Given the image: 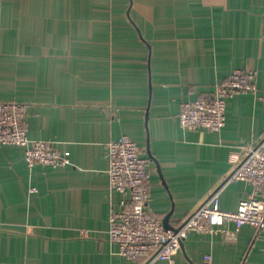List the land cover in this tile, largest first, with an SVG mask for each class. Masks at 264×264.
<instances>
[{"label": "crops", "instance_id": "0c3cea01", "mask_svg": "<svg viewBox=\"0 0 264 264\" xmlns=\"http://www.w3.org/2000/svg\"><path fill=\"white\" fill-rule=\"evenodd\" d=\"M234 69L255 70L258 90L227 100L226 125L181 126V103ZM0 100L25 102L29 136L71 158L30 168L23 147L0 145V264H165L127 258L109 237L128 195L110 192L107 143L142 146L149 209L171 225L218 188L236 210L255 185L225 181L264 134V0H0ZM174 258L264 264V234L192 231Z\"/></svg>", "mask_w": 264, "mask_h": 264}, {"label": "built area", "instance_id": "2783aa9c", "mask_svg": "<svg viewBox=\"0 0 264 264\" xmlns=\"http://www.w3.org/2000/svg\"><path fill=\"white\" fill-rule=\"evenodd\" d=\"M255 70L234 69L215 85L213 95L184 100L178 114L179 123L188 129L220 131L227 121V100L242 92L258 90ZM28 106L19 100H0V145L25 149L30 168L38 164L58 167L71 163L70 151L59 149L48 139H33L28 134ZM110 192L127 194L110 216L109 237L119 244L121 254L130 259L147 257L175 264V254L192 231L225 232L234 240L245 224L264 234V134L260 142L246 147L227 182L245 181L255 185L253 194L240 201L236 210L221 207V188L213 190L176 228L166 227L161 216L149 209L150 158L142 146L128 135L107 143ZM225 183V184H226ZM31 192L34 187L29 189ZM234 221L235 228H224ZM211 255H206L210 260Z\"/></svg>", "mask_w": 264, "mask_h": 264}, {"label": "water", "instance_id": "95a60500", "mask_svg": "<svg viewBox=\"0 0 264 264\" xmlns=\"http://www.w3.org/2000/svg\"><path fill=\"white\" fill-rule=\"evenodd\" d=\"M170 215H171V214H167V215L165 216V218H164V220H163V221H164V224H165L166 227L175 228V227H174L173 225H171L170 222H169ZM175 229H176V228H175Z\"/></svg>", "mask_w": 264, "mask_h": 264}]
</instances>
